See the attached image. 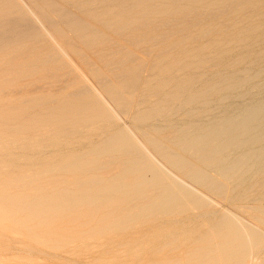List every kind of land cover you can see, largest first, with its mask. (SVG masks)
<instances>
[{
  "label": "rangeland",
  "instance_id": "374dc122",
  "mask_svg": "<svg viewBox=\"0 0 264 264\" xmlns=\"http://www.w3.org/2000/svg\"><path fill=\"white\" fill-rule=\"evenodd\" d=\"M233 2L238 6L235 7ZM198 10L203 11L201 16ZM216 12L218 17H215ZM206 16H210L211 21ZM199 20L201 23H197ZM142 26L145 29H141ZM116 43L123 44L124 48L114 54V63L101 60V53L116 51ZM84 56L105 79L112 82L116 93L120 92L119 96L124 97L123 101L120 98L117 104L99 86L98 79L95 80L88 70L86 72L79 61ZM148 65L151 67L149 71L146 69ZM183 68L187 69L185 75L179 73L184 71ZM64 70L68 72L66 75ZM62 75L65 78H60ZM74 75L78 79L64 89L67 79ZM138 75L142 77L138 78ZM121 76L126 82L120 79ZM123 81L129 86L134 83L138 89L134 92L126 90ZM82 85L91 91L87 99L85 95H76ZM84 98L94 103L83 105L86 102ZM256 100L264 102V0H0V264H264V172H257L259 175L262 173V176L257 175V180L254 178L257 173H251L247 176L249 183L244 180L248 186L245 187L243 181L244 186L240 189L241 181L230 179V182L222 177L219 171L223 165L217 169L205 167L209 176L225 185L226 188H222L226 190L223 192L225 196L222 194L221 198L220 194H211L212 188L208 190L182 176L184 170L155 153L153 145H162L176 154V159H186L199 168L203 163L199 164L189 152L179 147V136L192 138L210 122L220 120L223 112L238 116L250 109ZM80 103L85 106L84 111L79 107ZM168 135L170 137L167 138ZM130 145L144 151L143 155L149 157L146 158L148 162L164 171L163 185L157 183L159 178L152 180L148 168H129L131 157L125 151ZM237 156L233 154L230 161ZM141 176L150 178L152 184L139 185ZM227 181L233 183L229 185ZM165 182L170 183L169 186L174 182L182 185L183 182V187L193 189L191 195H195L192 197L204 196V200L203 196L200 197L203 201L200 199L196 205L202 202L204 204L200 205L206 207L201 209L202 212L191 208L188 211L187 208L183 214L180 210H173L170 217L167 215L169 212L165 215L163 209L154 210L153 205L161 202L158 194L161 195L162 188H166ZM251 183L253 186L257 184L255 188ZM160 185L162 188L157 192ZM152 188H155L154 192ZM234 191L239 194L238 198ZM110 192L111 195H107ZM227 193H230L229 197ZM102 201H107V206ZM151 201L154 202L149 205ZM148 207L150 212L146 211ZM140 209L145 210L143 214L139 213ZM221 217H231L229 222L233 220L238 227L234 223L226 225L227 229L222 225V229L215 227ZM145 218L150 220L146 219L147 222ZM157 220L162 221L158 223ZM208 226L216 229L213 231L214 228ZM230 227L233 232L234 228L237 229L239 234L236 238ZM207 230L213 232L210 238L215 236L217 243L214 239H206L209 236ZM258 230L263 235L259 236ZM253 232L258 235L252 237ZM203 233H207L205 237ZM194 236L200 241L191 243ZM182 241H185V246ZM201 241L203 244L199 243ZM204 242L207 249L202 253L199 251H202ZM244 242H248L245 246L252 245L245 249ZM173 243L178 251L171 252L170 248L175 249ZM229 244L234 248L231 249ZM198 245L202 249H198ZM217 245L224 252L217 249ZM253 245L259 249L257 246L252 248ZM207 246H215V249ZM190 250H193L192 256V253L188 254ZM194 251H198L200 256ZM235 253L237 256L241 254L234 258Z\"/></svg>",
  "mask_w": 264,
  "mask_h": 264
},
{
  "label": "bare ground",
  "instance_id": "6f19581e",
  "mask_svg": "<svg viewBox=\"0 0 264 264\" xmlns=\"http://www.w3.org/2000/svg\"><path fill=\"white\" fill-rule=\"evenodd\" d=\"M232 4H235L234 2L232 3ZM231 5V4H230ZM204 6V5H203ZM224 6H226V5H224ZM223 6V7H224ZM229 6V5H228ZM227 6V7H228ZM232 6V5H231ZM236 6H238V5H236L235 4V7ZM222 8V7H221ZM224 8H226V7H224ZM224 8H222L223 9V11H224ZM230 8V7H229ZM235 9V8H234ZM204 10V9H203ZM207 11H208V9H206ZM227 10V9H226ZM199 11V10H198ZM205 11V10H204ZM211 11V10H210ZM215 11H217V10H215ZM219 11V10H218ZM217 11V12H218ZM222 11V12H223ZM233 11V10H232ZM186 13V11H183V14H185ZM194 12H195V10H194ZM194 12H192V13H194ZM200 12V11H199ZM213 12V11H212ZM216 12V13H217ZM221 12V13H222ZM201 13H203V11L202 12H200V16H201ZM205 13V12H204ZM209 13V12H208ZM207 13V14H208ZM219 13V12H218ZM217 13V16H215V17H218V14ZM220 13V14H221ZM224 13V12H223ZM178 14V13H177ZM190 13H188V17L190 16L189 15ZM209 14H211V13H209ZM176 15V14H175ZM196 16H197V14H195ZM195 15H192L191 17H196ZM199 15L197 16V17H199ZM248 15V14H247ZM178 15H176V17H177ZM203 16V15H202ZM183 17V16H182ZM190 17V18H191ZM204 17V16H203ZM207 17H209V19H210V16H206V18ZM211 17H213V16H211ZM186 17L184 16V19H185ZM201 18V17H200ZM205 18V19H206ZM182 19V18H181ZM187 19V18H186ZM189 19V18H188ZM191 19H193V18H191ZM190 19V20H191ZM198 19V18H197ZM216 19H218V18H216ZM179 18H178V23H179ZM204 20V19H203ZM202 20V21H203ZM213 20V19H212ZM170 21V20H169ZM169 21H167V22H169ZM181 21H183V20H181ZM187 21V20H186ZM210 21H211V19H210ZM214 22H215V20H213ZM165 22V21H164ZM164 22L162 23V26L164 25ZM184 22V21H183ZM182 22V23H183ZM190 22V21H189ZM194 22L196 23V21H195V19H194ZM200 22V20L197 22V23H199ZM205 22V21H204ZM31 23V22H30ZM152 23V22H151ZM155 23H157V22H155ZM170 23V22H169ZM175 23V22H174ZM194 23V24H195ZM201 23V22H200ZM23 24V23H22ZM50 24V23H49ZM147 24V23H146ZM146 24H144L145 26H146ZM154 24V23H153ZM184 24H185V22H184ZM189 24V23H188ZM192 24V23H191ZM103 25V24H102ZM169 25V24H168ZM186 25V24H185ZM184 25V26H185ZM197 25V24H196ZM202 25V24H201ZM7 26V25H6ZM9 26V25H8ZM25 26H26V24H25ZM147 26H148V24H147ZM146 26V27H147ZM150 27H152L151 25H149ZM158 26V25H157ZM157 26H156V29H157ZM161 26V27H162ZM170 26V25H169ZM177 26V25H176ZM191 27H193L192 25H190ZM200 26V25H199ZM20 27V26H19ZM18 27V28H19ZM24 27V26H23ZM143 27V26H142ZM160 26L158 27V28H161ZM179 27H181L180 25H179ZM188 27H189V25H188ZM149 28V27H148ZM186 28H187V26H186ZM194 28V27H193ZM193 28L191 29V30H193ZM139 29V28H138ZM141 29H145L144 27L143 28H141ZM154 29H155V27H154ZM190 29V28H189ZM195 29V28H194ZM29 30V29H28ZM36 30V29H35ZM146 30H147V28H146ZM158 30H160V29H158ZM184 30H186V31H188V29H185L184 28ZM191 30H189L190 32H192ZM95 31V30H94ZM143 31V30H142ZM148 31V30H147ZM149 31H150V29H149ZM152 31H154V30H152L151 29V32ZM219 31V30H218ZM248 31V30H247ZM145 32V31H144ZM189 32V33H190ZM97 33V32H96ZM99 33V32H98ZM187 33V32H186ZM102 34V33H101ZM100 34V35H101ZM192 34H193V32H192ZM207 34V33H206ZM187 35V34H186ZM185 35V36H186ZM191 35V34H190ZM187 37V36H186ZM201 37H199V39H200ZM204 38V37H203ZM202 38V39H203ZM196 39H197V37H196ZM209 39V38H208ZM215 39V38H214ZM214 39H212V40H214ZM238 40V39H237ZM138 41V40H137ZM196 41V40H195ZM202 41V40H201ZM216 41V40H215ZM220 41V40H219ZM262 41V40H261ZM67 42V41H66ZM140 42H141V40H140ZM139 42V43H140ZM158 42H160V41H158ZM199 42V41H198ZM133 43V42H132ZM137 43V42H136ZM135 42H134V44H136ZM155 43V45H157V43H156V41L154 42ZM66 44V47L68 46L67 45V43H65ZM159 44V43H158ZM166 44V43H165ZM115 45V44H114ZM123 45V44H122ZM122 45H119V44H117L116 43V47H117V49H116V51L115 52H112V53H110V52H106V53H99L100 55H99V57H100V59L101 60H105L106 62L107 61H112V63H114V60H112L113 58H115V56H114V54L116 53V54H118L119 53V50H121V49H123L124 47L122 46ZM125 45V44H124ZM129 45V44H128ZM137 45H139V44H137ZM164 45V44H163ZM70 47H71V45H70ZM131 47V46H130ZM173 47V46H172ZM68 48V47H67ZM227 49V48H226ZM243 49V48H242ZM127 50V49H126ZM133 51H134V49H132ZM170 50H171V48H170ZM246 50V49H245ZM139 51V50H138ZM166 51V50H165ZM171 51H173V50H171ZM188 51V50H187ZM186 51V52H187ZM203 51V50H202ZM125 52V51H124ZM145 52H146V50H145ZM149 51H147V53H148ZM166 52H168V51H166ZM170 52V51H169ZM168 52V53H169ZM204 52V51H203ZM122 53V52H121ZM171 53V52H170ZM188 53V52H187ZM222 53V52H221ZM130 54V52L128 53V55ZM159 54V53H158ZM164 54V53H163ZM163 54H162V57H163ZM131 55H132V53H131ZM140 55H142V53L140 54ZM140 55H138V56H140ZM167 55V54H166ZM175 55V54H174ZM146 56V55H145ZM218 56V55H217ZM79 57V56H78ZM98 57V58H99ZM132 57V56H131ZM142 57H143V55H142ZM141 57V58H142ZM159 57H161V56H159ZM61 58V57H60ZM133 58H135V56L133 57ZM139 58V57H138ZM145 58V57H144ZM143 58V59H144ZM157 58V57H156ZM155 58V59H156ZM217 58V57H216ZM261 58V57H260ZM220 59V58H219ZM49 60V59H48ZM116 60V59H115ZM137 60V59H136ZM175 60H176V58H175ZM174 60V61H175ZM205 60H207V59H205ZM210 60V59H209ZM80 62H81V64L84 66V69H86V72H90V74L91 75H93L95 78V80H96V78L98 79L97 81H99V86H101L105 91H106V93H108L109 94V96H111V98H113L114 100H115V102H117V104H118V102H119V100H120V98L122 99V98H124V97H120L119 95H120V92H119V94H117L116 93V90H115V88H114V86L112 85V82H110V81H108L107 79H105L104 77H103V74L102 73H99L98 71H97V69H95L96 67H93L90 63H89V60H87V58L84 56V59H83V57L82 58H80V60H79ZM127 61H129V60H127ZM151 61V60H150ZM168 61V60H167ZM197 61V60H196ZM91 62V61H90ZM117 62V61H116ZM121 62V61H120ZM120 62H118L119 64H121ZM130 62V61H129ZM139 62V61H138ZM149 62V61H148ZM156 62V61H155ZM159 62V61H158ZM161 62V61H160ZM191 62V61H190ZM92 63V62H91ZM117 63V64H118ZM168 63V62H167ZM116 64V65H117ZM122 64H123V60H122ZM136 64V63H135ZM154 64V63H153ZM160 64V63H159ZM166 64V63H165ZM108 65V64H107ZM142 65H145L144 63L142 64ZM151 65V64H150ZM152 66V65H151ZM187 66V65H186ZM188 66H189V64H188ZM63 67V66H62ZM66 67V66H65ZM69 67V66H68ZM110 67V66H109ZM169 67V66H168ZM194 67V66H193ZM193 67H191V68H193ZM199 67V66H198ZM61 68V67H60ZM148 68H151V67H149V65H148V67L146 68V69H148ZM155 68H157V67H155ZM159 68V67H158ZM179 68V67H178ZM190 68V69H191ZM141 69V68H140ZM143 69H145V67H143ZM153 69H154V66H153ZM198 69V68H197ZM71 70V69H70ZM69 70V71H70ZM77 70V69H76ZM88 70V71H87ZM121 70V69H120ZM137 70V69H136ZM183 70H184V68H183ZM188 70H189V68H188ZM73 71V70H72ZM71 71V72H72ZM138 71V70H137ZM143 70H141V72H142ZM148 71H149V69H148ZM172 71V70H171ZM175 71H176V69H175ZM174 71V72H175ZM178 72H179V70H177ZM185 71H187V69H185L184 71H180L179 73H184V75H185ZM191 71H192V69H191ZM196 71V70H195ZM222 71V70H221ZM226 71V70H225ZM233 71V70H232ZM63 72V71H62ZM74 72V71H73ZM101 72V71H100ZM120 72V71H119ZM145 72H146V70H145ZM168 72V71H167ZM177 72V73H178ZM197 72V71H196ZM215 72V71H214ZM234 72V71H233ZM237 72V71H236ZM68 72L66 71V70H64V72H63V74H67ZM177 73H175V74H177ZM213 73V72H212ZM218 73V72H217ZM221 72L219 71V74H220ZM224 73V72H223ZM228 73V72H227ZM138 74H140V73H138ZM151 74V73H150ZM157 74V73H156ZM222 74V73H221ZM220 74V75H221ZM65 75H62L60 78H62L63 76H64V78H65ZM70 75H72V74H70ZM80 75V74H79ZM133 75V74H132ZM136 75V74H135ZM143 75V74H142ZM142 75H138L137 77L139 78V76H141L142 77ZM146 75V74H145ZM153 75V74H152ZM174 75V74H173ZM178 75V74H177ZM199 75V74H198ZM224 75H226L225 73H224ZM156 76V75H155ZM182 76V75H181ZM180 76V77H181ZM207 76H209V75H207ZM218 76V75H217ZM92 77V76H91ZM126 77V76H125ZM140 77V78H141ZM165 77V76H164ZM175 77V76H174ZM176 77H178V78H180L179 76H176ZM205 77H206V75H205ZM221 77V76H220ZM224 77V76H223ZM117 78L119 79V77H118V75H117ZM116 78V79H117ZM152 78V77H151ZM161 78V77H160ZM163 78V77H162ZM161 78V79H162ZM173 78V77H172ZM177 78V79H178ZM183 78V77H182ZM185 78V77H184ZM183 78V79H184ZM204 78V77H203ZM219 78V77H218ZM77 80L78 78H77V76H75L74 75V77L72 76V78L70 77L69 79H67V81H66V83H65V85L63 86L64 87V89H66L65 87H67V85L68 84H71L70 82H72L73 83V81L74 80ZM120 79L122 80H124V77L123 76H121L120 77ZM157 79V78H156ZM177 79H176V82H177ZM206 79V78H205ZM126 80V79H125ZM124 80V81H125ZM131 80V79H130ZM154 80H155V78H154ZM157 80H159V79H157ZM166 80H167V78H166ZM169 81H170V79H168ZM181 80V79H180ZM179 80V81H180ZM200 80V79H199ZM218 80V79H217ZM123 81V82H124ZM153 81V80H152ZM173 81H175L174 79H173ZM201 81V80H200ZM77 82V81H76ZM126 82V81H125ZM123 83L124 84V87H125V89L126 90H128V89H130V90H133V92H134V90L136 91V89H138L135 85H134V83H133V86H129V85H127V83ZM136 82V81H135ZM160 82V81H159ZM159 82H156V83H159ZM168 82V81H167ZM181 82H182V80H181ZM154 83V82H153ZM155 83V84H156ZM216 83V82H215ZM76 84V83H75ZM83 84V83H82ZM147 84V83H146ZM152 84V83H151ZM184 84V83H183ZM252 84H254V83H252ZM78 85V84H77ZM130 85H132V84H130ZM145 85V84H144ZM143 85V83H142V86H144ZM148 85V84H147ZM169 85H171V84H169ZM69 86V85H68ZM71 86V85H70ZM73 86V85H72ZM79 86V85H78ZM88 86V85H87ZM172 86V85H171ZM182 86V85H181ZM185 86H187V85H185ZM209 86V85H208ZM75 87V86H74ZM100 87V88H101ZM184 87V86H183ZM200 87V86H199ZM260 87V86H259ZM101 88V89H102ZM144 88V87H143ZM163 88V87H162ZM171 88V87H170ZM174 88V87H173ZM198 88V87H197ZM63 89V88H62ZM62 89H59V90H62ZM148 89H150V87L148 88ZM156 89H157V87H156ZM181 90H183L182 88H180ZM77 90V89H76ZM130 90L128 91V92H130ZM141 90H143V89H141ZM144 90H145V88H144ZM161 90V89H160ZM167 89H165L164 91H166ZM168 90H170L169 88H168ZM168 90H167V92H168ZM204 90V89H203ZM223 90V89H222ZM139 91H140V88H139ZM146 91V90H145ZM145 91H143V92H145ZM150 91V90H149ZM154 91V90H153ZM152 91V92H153ZM172 91H173V89H172ZM256 91V90H255ZM91 92V91H90ZM89 92V89L87 88V87H85L84 85H82V87H81V89H79V91L77 92V94L76 95H79V97L82 95L83 97H84V95H85V98H86V96L90 93ZM93 92V91H92ZM142 92V93H143ZM159 92V91H158ZM170 92V91H169ZM221 92V91H220ZM220 92H218V93H220ZM248 92V91H247ZM254 92V91H253ZM56 93V92H55ZM59 93V92H58ZM151 93V92H150ZM165 93V92H164ZM194 93V92H193ZM197 93V92H196ZM250 94H252L251 92H249ZM57 94V93H56ZM147 94H149L148 93V91H147ZM156 94V93H155ZM190 94V93H189ZM254 94V93H253ZM73 95V94H72ZM122 95V94H121ZM130 95H132V94H130ZM143 95V94H142ZM152 95V94H151ZM150 95V96H151ZM161 95H163V93L161 94ZM261 95H262V93H261ZM81 96V97H82ZM140 96H141V92H140ZM189 96V95H188ZM215 96V95H214ZM217 96V95H216ZM218 96H219V94H218ZM77 97L78 96H76L75 98L77 99ZM93 97H96V96H93ZM143 97V96H142ZM141 97V98H142ZM159 97V96H158ZM157 97V98H158ZM58 98V97H57ZM85 98H84V101H86L85 100ZM88 98V97H87ZM86 98V99H87ZM147 98H149V96L147 97ZM146 98V99H147ZM151 98V97H150ZM154 98V97H153ZM156 98V97H155ZM160 98V97H159ZM158 98V99H159ZM215 98V97H214ZM214 98H212V99H214ZM218 98V97H217ZM216 98V99H217ZM90 99V98H89ZM96 99V98H95ZM143 99H145V97H143ZM161 99V98H160ZM232 99H234V98H232ZM263 98H261V100H262ZM51 100H53V99H51ZM124 99H122V101H123ZM142 100V99H141ZM166 100V99H165ZM186 100V99H185ZM215 100V99H214ZM71 101V100H70ZM139 100H137V102H138ZM144 101V100H143ZM147 101V100H146ZM157 101V100H156ZM155 101V102H156ZM163 101H164V99H163ZM249 101V100H248ZM255 101V100H254ZM260 101V100H259ZM79 102V101H78ZM89 102V101H88ZM87 101L85 102V103H83V105H86L87 103H88ZM92 102V101H91ZM128 102V101H127ZM126 102V103H127ZM135 102H136V100H135ZM145 102V101H144ZM154 102V103H155ZM160 102V101H159ZM159 102H157V103H159ZM253 102V101H252ZM73 103H74V101H73ZM94 103V102H93ZM93 103H90L89 102V104H93ZM121 103V102H120ZM129 103V102H128ZM248 102H246V104H247ZM46 104H48L47 103V101H46ZM98 104H100V103H98ZM98 104H96L95 103V105H97L98 106ZM136 104V103H135ZM178 104V103H177ZM249 104H251V103H249ZM37 105V104H36ZM80 105V106H79ZM79 105H77V108H78V106L80 107V108H83V111L85 110L84 108H85V106H82V104L80 103ZM101 105V104H100ZM99 105V106H100ZM131 105H133L132 104V102H131ZM175 105V104H174ZM228 105V104H227ZM248 105V104H247ZM39 106V105H38ZM50 106V105H49ZM91 106H94V105H91ZM170 106V105H169ZM173 106V105H172ZM171 106V107H172ZM243 106H245V104L243 105ZM31 107V106H30ZM70 107V106H69ZM152 107V106H151ZM246 107V106H245ZM58 108V107H57ZM74 108V107H73ZM92 108V107H91ZM100 108H102V106L100 107ZM146 108V107H145ZM148 108V107H147ZM75 109V108H74ZM121 109V108H120ZM127 109V108H126ZM152 109H154V107L152 108ZM156 109V108H155ZM210 109V108H209ZM208 109V110H209ZM234 109V108H233ZM241 109V106H240V108H239V110ZM244 110H245V108H243ZM76 110H78V109H76ZM201 110H202V108H201ZM200 110V111H201ZM222 110V109H221ZM236 110V109H235ZM49 111V110H48ZM55 111V110H54ZM223 111V110H222ZM231 111V110H230ZM238 111V110H237ZM58 112V111H57ZM70 112V111H69ZM73 112V111H72ZM72 112H71V114H72ZM227 112V111H226ZM226 112L224 113L223 112V114L221 113V111L219 112V113H221L222 114V118L220 119V120H217V121H213V122H210V124H208L207 126H206V128L203 130V131H200V132H195L191 137L192 138H187L186 139V137H180L179 136V139H181V140H179L178 141V145H179V147L181 148V149H184V150H186L187 152H189L190 154V156H191V158L194 160H196V161H198L199 162V164H200V162H202L203 163V166L201 165V167H195V166H193V165H191V164H189L188 163V161L186 160V159H176V154H174V153H172V152H170V151H167V149H165L164 147H162V145L160 146V145H156V144H153L154 145V150L156 151L155 153H159L162 157H164L165 159H167V160H169V161H171V163L174 165V166H180L184 171V174L182 173V171H181V173H182V176L183 175H185V176H187L186 178L187 179H192L193 181H195L197 184L196 185H198V184H200L201 186H204V187H206L208 190H210L211 188L213 189V190H211L210 192H211V194L213 193V192H215V194L217 193V195L218 194H220L219 196L222 198V194L224 195V193L223 192H225L223 189V187H225V185H223L222 186V183H220L221 181L219 180V181H216V180H214L211 176H209L208 175V173H207V171H206V169H205V167H209V168H212V169H217L220 165H223V166H221L223 169H221L219 172L222 174V177L225 179L226 178V180L228 179V181H230V179H231V181H233V180H235L236 182H237V180H238V182L239 181H241V183L239 182V184H241L240 185V189H241V187L242 186H244V184L242 185V183H243V181L246 179V182H248L249 183V180L247 181V176H249L251 173H257V172H264V171H262V169L264 170V102H260V103H258L257 102V100H256V102L254 103L253 102V104H252V107H250V109H248V110H245L244 112L242 111V113L240 114V115H238V116H233V114H229V115H227L228 114V112H227V114H226ZM66 113H68V112H66ZM74 113V112H73ZM76 113H77V111H76ZM82 113V112H81ZM144 113V112H143ZM147 113V112H146ZM183 113H185V112H183ZM203 113V112H202ZM230 113V112H229ZM78 114V113H77ZM94 114V113H93ZM168 114V113H167ZM73 115V114H72ZM76 115V114H75ZM156 116V115H155ZM160 116V115H159ZM182 116V115H181ZM206 117V116H205ZM207 118V117H206ZM182 119V118H181ZM195 121V120H194ZM196 121H197V119H196ZM199 121V120H198ZM197 121V122H198ZM201 121H202V119H201ZM206 121V120H205ZM208 121V120H207ZM189 122V121H188ZM187 122V123H188ZM190 123H191V121H190ZM107 124V123H106ZM189 124V123H188ZM198 124H201V123H198ZM98 125V124H97ZM117 125V124H116ZM22 126V125H21ZM88 126V125H87ZM99 126V125H98ZM101 126V125H100ZM16 127V126H15ZM115 127V126H114ZM137 127V126H136ZM160 127V126H159ZM19 128H21V127H19ZM23 128V127H22ZM70 128H71V126H70ZM93 128V127H92ZM91 128V129H92ZM95 128V127H94ZM178 128V127H177ZM10 129V128H9ZM72 129V128H71ZM86 129V128H85ZM84 128H83V130H85ZM90 129V128H89ZM111 129V128H110ZM176 129V128H175ZM11 130V129H10ZM13 130V129H12ZM11 130V131H12ZM16 130V129H15ZM44 130V129H43ZM64 130V129H63ZM17 131V130H16ZM18 131H19V129H18ZM70 131V130H69ZM76 131H77V129H76ZM80 131V130H79ZM175 131V130H174ZM173 131V132H174ZM74 132V131H73ZM104 133V132H103ZM106 133V132H105ZM150 133V132H149ZM174 133H176V132H174ZM173 133V134H174ZM72 136V135H71ZM70 136V137H71ZM147 136V135H146ZM171 136H173V135H171ZM26 137V136H25ZM102 137V136H101ZM108 137V136H107ZM106 137V138H107ZM145 137V136H144ZM168 137H170L169 135L167 136V138ZM174 137V136H173ZM178 137V136H177ZM68 138V137H67ZM97 138V137H96ZM158 138V137H157ZM188 139H190V143L188 142ZM96 140V139H95ZM104 140V139H103ZM159 140V139H158ZM163 141V140H162ZM166 141L167 140H164V142L166 143ZM154 142V141H153ZM28 143V142H27ZM79 143V142H78ZM87 143V142H86ZM169 143V142H168ZM167 144V143H166ZM135 145V144H134ZM134 145H130L129 146V148L125 151V153H127V155L129 154L130 155V157H131V159H130V161L128 162V164L130 165V169L131 168H137V167H145V168H148V170L150 171V173L152 174V180H156L157 178H159V179H157L156 181H157V183H159L160 184V182L162 181V178L164 177V175H163V172H161L159 169H157L156 167H154L153 166V164H150L148 161H149V159L147 160L146 158H149V157H147V155H146V157L143 155V152H141V150H139L137 147H135ZM96 146H97V144H96ZM170 146V145H169ZM2 147V146H1ZM168 147V146H167ZM21 148V147H20ZM140 148V147H139ZM152 148V147H151ZM174 148V147H173ZM179 148V149H180ZM142 149V148H141ZM153 149V148H152ZM175 149V148H174ZM123 150V149H122ZM143 150V149H142ZM177 151H179L178 150V148L176 149ZM180 152V151H179ZM178 152V153H179ZM124 153V152H123ZM238 154V156L237 157H235L234 158V160L231 162L230 161V159L232 158V155L233 154ZM58 154V153H57ZM179 154H181V152L179 153ZM60 155V154H59ZM182 155H184V154H182ZM58 156V155H57ZM59 157V156H58ZM63 158V157H62ZM75 159V158H74ZM151 160V159H150ZM127 161H128V159H127ZM191 162H192V160H190ZM124 163H126V162H124ZM196 162H194V164H195ZM121 164V163H120ZM155 164V163H154ZM197 164V163H196ZM122 165V164H121ZM156 165V164H155ZM117 166V165H116ZM123 167H124V165H122ZM126 167H127V165H125ZM102 167H103V165H102ZM44 168V167H43ZM83 168V167H82ZM85 168V167H84ZM91 169V168H90ZM123 170V169H122ZM146 170V169H145ZM92 171V170H91ZM97 171V170H96ZM178 171V170H177ZM123 172H125V171H123ZM127 172V171H126ZM143 172V171H142ZM148 172V171H147ZM210 172V171H209ZM180 173V174H181ZM210 174H211V172H210ZM260 173H257L255 176L256 177H254V175L252 176V177H254L255 179L257 178V177H259V176H262V173H261V175H259ZM131 175V174H130ZM257 175H259V176H257ZM264 175V174H263ZM131 176H133V175H131ZM167 176V175H166ZM166 176H165V178H166ZM11 177V176H10ZM170 177H171V175H170ZM216 177V176H215ZM117 178V177H116ZM122 178V177H121ZM126 178V177H125ZM125 178H124V180H125ZM130 178V177H129ZM132 178V177H131ZM156 178V179H155ZM172 178V177H171ZM174 178V177H173ZM251 177H249V179H250ZM262 178V177H261ZM134 179V178H133ZM150 179V178H149ZM147 177H145V176H141L140 178H139V181H140V183H139V185H142V183H151L150 182V180H149ZM259 179V178H258ZM263 179V178H262ZM262 179H259L260 181L262 180ZM114 180V179H113ZM116 180H119V179H116ZM115 180V181H116ZM178 180V179H177ZM176 180V181H177ZM223 180V179H222ZM253 180V182H254V179H252ZM257 180V179H256ZM30 181V180H29ZM66 181H67V179H66ZM88 181V180H87ZM165 181H167V180H165ZM173 181H175V179L173 180ZM227 181V182H228ZM230 181V182H231ZM260 181H259V183H260ZM25 182V181H24ZM119 182V181H118ZM130 181H128V183H129ZM177 182H179V180L177 181ZM245 182V181H244ZM245 182V187H246V185H247V183ZM262 182H264V180H262ZM4 183V182H3ZM79 183H80V181H79ZM84 183V182H83ZM113 183V182H112ZM121 183V182H120ZM123 183H125V182H123ZM162 183V182H161ZM167 182H165V184H166ZM181 183V182H180ZM229 183V182H228ZM233 183V182H232ZM232 183H229V185L230 184H232ZM258 182H257V184H259ZM5 184V183H4ZM94 184V183H93ZM108 184V183H107ZM122 184V183H121ZM152 184V183H151ZM170 184V183H169ZM169 184L167 183V185H165L166 186V188H162V185H163V183H162V185H160L161 187L160 188H156V191H157V189L159 190H161V188H162V191H161V195H159L158 194V196L159 197H161V202L159 201V204L158 205H156V203L153 205L154 207H153V209L154 210H158V209H163V210H165L166 211V213H165V215L167 214V212H169L167 215L170 217L171 215V211H173V210H175L176 212L178 211L179 212V210H180V213H185V209H187L188 208V211H189V208H191L192 210H201L202 208H204V207H206V206H204V205H196V203L198 202H200L199 200L201 199L200 197H202L203 195H199L198 197L197 196H195V197H192V196H194V195H191L194 191H192L193 189H188V188H185V187H183L182 185H183V182L181 183L182 185H180V184H176V182H174V184H172L171 183V185L169 186ZM195 184V183H194ZM239 184L237 185V187H239ZM255 185H257L256 183H254ZM95 185H96V182H95ZM126 185V184H125ZM138 185V186H139ZM236 185H234V187L236 188ZM250 185V184H249ZM251 185H252V183H251ZM250 185V186H251ZM254 185V186H255ZM91 186V185H90ZM98 186V185H97ZM184 186H187V185H185L184 184ZM199 186V185H198ZM233 186V185H232ZM248 186V185H247ZM253 186V185H252ZM253 186V187H254ZM260 186V185H259ZM261 186H262V183H261ZM115 187V186H114ZM118 187V186H117ZM153 187V186H152ZM228 187H230V186H228ZM233 187V189L235 190V188ZM223 188V189H222ZM226 188V187H225ZM231 188V187H230ZM250 188V187H249ZM252 188V187H251ZM250 188V189H251ZM255 188V187H254ZM253 188V189H254ZM257 188H258V186H257ZM115 189V188H114ZM154 189L155 188H152V190H153V192H154ZM232 189V188H231ZM237 189V188H236ZM250 189H247L246 188V190L248 191H250ZM259 189H260V187H259ZM263 189V188H262ZM148 190V189H147ZM206 190V189H205ZM229 190V189H228ZM264 190V189H263ZM115 191H116V189H115ZM114 191V192H115ZM128 191V190H127ZM131 191H132V189H131ZM134 191V190H133ZM143 191H145L144 189H143ZM230 191V190H229ZM233 190H231V192H232ZM237 191H239L238 193L240 194V190L238 189ZM248 191V192H249ZM252 191V190H251ZM255 191V190H254ZM260 191H262V190H260ZM158 192V191H157ZM197 192V191H196ZM230 192V193H231ZM242 192V191H241ZM264 192V191H263ZM91 193V192H90ZM116 193V192H115ZM139 193V192H138ZM141 193H143V192H141ZM229 193V194H230ZM234 193V195H235V197L236 198H238L237 197V195H239V194H237V193H235V191L233 192ZM232 193V194H233ZM243 193V192H242ZM242 193H241V196H243L242 195ZM244 193H245V191H244ZM243 193V194H244ZM255 193L257 194V192L255 191ZM254 193V194H255ZM106 194V193H105ZM214 194V195H215ZM229 194L227 193V196L229 197ZM231 194V195H232ZM254 194H253V196H254ZM258 194H259V192H258ZM107 195H111V192H110V194L108 193ZM135 195H137V194H135ZM196 195H197V193H196ZM233 195V196H234ZM248 194H246V196H247ZM261 196H262V193L260 194ZM133 196V195H132ZM137 196H139V194L137 195ZM154 196V195H153ZM158 196H156V197H158ZM218 196V197H219ZM225 196V195H224ZM240 196V197H241ZM239 197V198H240ZM140 198V197H139ZM226 198V197H225ZM241 198H243V197H241ZM261 197H259V199H260ZM263 199H264V196L262 197ZM134 199H136V198H134ZM155 199V198H154ZM206 199V198H205ZM232 199V198H231ZM256 199V198H255ZM137 200V199H136ZM136 200H133V201H136ZM152 200V199H151ZM202 200V199H201ZM203 200H204V196H203ZM202 200V201H203ZM258 200V199H257ZM105 201V200H104ZM104 201H102V202H104ZM132 201V202H133ZM157 201V200H156ZM127 202H129V201H127ZM152 202V201H151ZM151 202H147L149 205L150 204H153V202L151 203ZM205 202V201H204ZM211 202V201H210ZM235 202V201H234ZM244 202H245V200H244ZM105 204L104 205H106L107 206V201L106 202H104ZM118 203V202H117ZM116 203V204H117ZM125 203V202H124ZM197 203V204H198ZM128 204V203H127ZM127 204L125 205V207L127 206ZM131 203H129V205H130ZM202 204H204V203H202ZM122 205V204H121ZM209 205V204H208ZM207 205V206H208ZM122 206H124V205H122ZM109 207V206H108ZM117 207V206H116ZM115 207V208H116ZM120 207V206H119ZM119 207H117V208H119ZM145 207V206H144ZM147 207V206H146ZM185 207V208H184ZM107 208V207H106ZM208 208V207H207ZM207 208H206V210H207ZM112 209H114V208H112ZM209 209V208H208ZM255 209V208H254ZM144 210V209H143ZM143 210H138V211H141V212H139V213H142V211ZM149 211L150 212V208L148 207V208H146V211ZM152 210V209H151ZM153 210V211H154ZM257 210V209H256ZM115 211V210H114ZM119 211V210H118ZM145 211V210H144ZM144 211H143V213H144ZM147 211V212H148ZM159 211V210H158ZM175 211H174V214H175ZM187 211V210H186ZM187 211V212H188ZM217 211V210H216ZM260 211H261V208H260ZM262 211H263V209H262ZM92 212H94V211H92ZM111 212H113V210H111ZM134 212H135V210H134ZM146 212V214H148ZM171 212V213H170ZM201 212H202V210H201ZM205 212V211H204ZM258 213H260L259 212V210L257 211ZM142 213V214H143ZM155 213V212H154ZM161 213H163V212H161ZM214 213V212H213ZM91 214H93V213H91ZM108 214V213H107ZM131 214V213H130ZM164 214V213H163ZM181 214V215H182ZM136 215V214H135ZM145 215V214H144ZM158 215H160V214H158ZM162 215V214H161ZM160 215V216H161ZM164 215V216H165ZM179 216H180V214H178ZM177 215V216H178ZM213 215V214H212ZM221 215H226V214H221ZM94 216V215H93ZM92 216V217H93ZM107 216V215H106ZM138 216H140L139 214H138ZM152 216V215H151ZM154 216V215H153ZM157 216V215H156ZM163 216V217H164ZM167 216V217H168ZM173 216V215H172ZM177 216H175L176 218H177ZM199 216H201V215H199ZM87 217H88V215H87ZM91 217V218H92ZM137 217V216H136ZM135 217V218H136ZM167 217H165V218H167ZM175 217H173L174 219H176ZM259 217V216H258ZM134 218V219H135ZM139 218V217H138ZM140 218H141V216H140ZM156 218H158V216L156 217ZM155 218V219H156ZM160 218V217H159ZM215 218V217H214ZM230 218L231 217H229V219L226 217V218H222L221 217V219L218 221V219H217V221L218 222H216L215 223V227H219V228H221L222 229V227L224 226V228H226L227 229V227H225L226 225H231L232 223H234L233 222V220H232V222H229V220H230ZM147 218H145V220H146ZM154 219V220H155ZM173 219V220H174ZM198 219V218H197ZM147 220H150V219H147ZM146 220V221H147ZM216 220V219H215ZM214 219H213V221H215ZM133 221V220H132ZM162 221V220H161ZM161 221H158L157 220V222L159 223V222H161ZM209 221V220H208ZM207 221V222H208ZM231 221V220H230ZM148 222V221H147ZM155 222H156V220H155ZM194 222V221H193ZM212 222V221H211ZM129 223V222H128ZM151 223V222H150ZM153 223V222H152ZM157 223V224H158ZM238 223V222H237ZM123 224V223H122ZM122 224H120V225H122ZM210 224V223H209ZM208 224V225H209ZM217 224V225H216ZM235 224V223H234ZM244 224V223H243ZM219 225V226H218ZM222 225V227H220ZM236 225V224H235ZM145 226H147V223L145 224ZM152 226H155V224L153 223V225ZM232 226H234V225H232ZM237 226V225H236ZM113 227H115V226H113ZM144 227V226H143ZM142 227V228H143ZM238 227V226H237ZM236 227V228H237ZM119 228V227H118ZM162 228V227H161ZM208 228H214V226L213 227H209L208 226ZM219 228H218V230L217 231H219ZM223 228V229H224ZM247 228V227H246ZM139 229V228H138ZM216 228H214L213 229V231L215 230ZM220 229V230H221ZM225 229V230H226ZM230 229H231V231H232V227H230ZM122 230V229H121ZM159 230H160V228H159ZM209 230V229H208ZM207 230V232H209ZM211 230V229H210ZM237 230V229H236ZM235 230V228H234V232L233 233H236V235L234 236V235H232V236H234L235 238H236V236H237V233H238V231H236ZM239 230V229H238ZM140 231V230H139ZM205 231H206V229H205ZM212 231V230H211ZM228 231V230H227ZM236 231V232H235ZM252 231H255L256 232V230H254V229H252ZM259 231V230H258ZM222 232V231H221ZM230 231H228V233H229ZM248 232H250V230L248 231ZM255 232H253V233H255ZM200 233V232H199ZM202 233V232H201ZM210 233H212V235H213V232H209V236L207 235V237L208 238H206V239H209L210 238ZM218 233V232H217ZM217 233H215V234H217ZM220 233V232H219ZM223 233V232H222ZM251 233L252 232H250V235H251ZM259 236L260 235H263V233L262 232H260L259 231ZM157 234V233H156ZM176 234H177V232H176ZM203 234H205L204 235V237L206 236V234L207 233H203ZM224 234V233H223ZM239 234V233H238ZM258 235V233H255L254 235H252V237H256L255 235ZM222 235V234H221ZM249 235V234H248ZM151 236V235H150ZM199 236V235H198ZM198 236H196V237H198ZM223 236V235H222ZM221 236V237H222ZM229 236V235H228ZM241 236V235H240ZM259 236H257L258 238H257V240H260L259 239ZM170 237V236H169ZM182 237V236H181ZM187 237V236H186ZM188 237H190L189 235H188ZM187 237V238H188ZM200 237V236H199ZM215 237V236H214ZM214 237L212 238V239H214ZM217 237V236H216ZM220 237V236H219ZM242 238L244 237V236H241ZM194 238H195V236H194ZM194 238H192V241H190L191 239H187V241H190L191 243H193V242H195L196 240L198 241H200V239H196L195 238V240L193 241V239ZM201 238V237H200ZM223 238V237H222ZM222 238H220V239H222ZM230 238H231V236H230ZM229 238V239H230ZM240 238V237H239ZM250 238H251V236H250ZM183 239V238H182ZM205 238L203 239V240H205V242H208V245H210L209 244V240H212L211 238L209 239V240H206ZM216 239V238H215ZM215 239H214V241H215ZM244 239V238H243ZM248 239V238H247ZM171 240H174V239H171ZM170 240V241H171ZM217 240V239H216ZM224 240V239H223ZM222 240V241H223ZM168 242H169V240H167ZM220 242H221V240H219ZM218 241V242H219ZM235 241V240H234ZM234 241H232V242H234ZM242 241V240H241ZM254 241H256V238H254ZM172 242V241H171ZM174 242V241H173ZM185 243V241H182V245L183 246H185L184 245V243ZM205 242H204V247H203V249H202V246L200 247L199 245V247H198V249L199 248H201L202 249V251H199V252H204L203 250H205V249H207V248H205ZM212 242V241H211ZM216 242V241H215ZM215 242H213V243H215ZM219 242V243H220ZM224 242H225V240H224ZM222 243L223 245L225 244V243ZM232 242H230V243H232ZM248 242H249V239H248ZM248 242H244L243 243V245L245 246V243H248ZM199 243H202L203 244V241H201V242H199ZM217 243V242H216ZM165 244V243H164ZM174 244L175 243H173V247H174ZM189 244V243H188ZM201 244V245H202ZM207 244V243H206ZM236 244H238V242H236ZM181 246V244H179L178 243V246ZM212 245V244H211ZM219 245H221V244H219ZM230 245V247H231V244H229ZM250 245H252V243H250L249 244V246ZM176 246V245H175ZM182 246V247H183ZM193 246H196V244H194ZM216 246V245H215ZM215 246L212 248V246H210L212 249H215ZM218 246V245H217ZM248 245H246L245 246V249H247V247H249ZM255 246H257V245H253V246H251L252 248L253 247H255ZM260 246H262V244H260ZM169 247V246H168ZM177 247V246H176ZM176 247H174L175 249H173V248H170L171 249V252L172 251H178V247H177V249H176ZM197 247V246H196ZM208 248H210L209 246H207ZM225 247V246H224ZM227 247V246H226ZM225 247V248H226ZM239 247V246H238ZM161 248H164L163 246H161ZM217 249H219V246L218 247H216ZM220 248H221V246H220ZM232 248H234V247H231V249ZM237 248V246L235 247V249ZM240 248V247H239ZM167 249V248H166ZM169 249V248H168ZM179 249H180V247H179ZM228 249V248H227ZM238 249V248H237ZM236 249V250H237ZM243 249V248H242ZM249 249V248H248ZM257 249H259L258 248V246H257ZM161 250V249H160ZM220 251H223L222 250V248L221 249H219ZM218 250V251H219ZM226 250V249H225ZM244 250V249H243ZM167 251H170V250H167ZM193 252V250H190V252H188V251H186V252H188V254L190 253H192ZM196 251V250H195ZM194 251V252H195ZM198 251L197 252H195V253H197L198 254ZM211 251V250H210ZM216 251V250H215ZM227 252L229 251V250H226ZM225 251V252H226ZM245 251V250H244ZM224 252V251H223ZM246 252H247V250H246ZM168 253H170V252H168ZM209 253V252H208ZM232 253V252H231ZM242 253V252H241ZM241 253H239V254H241ZM172 254V253H171ZM194 253H192L191 254V256L193 255ZM220 254V252H218V255ZM224 254V253H223ZM222 254V255H223ZM239 254H238V256H239ZM242 254H244V253H242ZM157 255H158V253H157ZM199 255V254H198ZM198 255H196L197 257H198ZM208 255V254H207ZM210 255V254H209ZM226 255V254H225ZM165 256V255H164ZM168 256H170V255H168ZM200 256V255H199ZM205 256V255H204ZM228 256V255H227ZM237 255H236V253H235V256H233L234 258L236 257ZM237 256V257H238ZM166 257H167V255H166ZM214 257H216V256H214ZM224 257V256H223ZM223 257H221V258H223ZM155 258V257H154ZM168 258V257H167ZM166 258V259H167ZM190 258V257H189ZM194 258V257H193ZM213 257H212V255L210 256V259H212ZM218 258V257H217ZM229 258H231V257H229ZM155 259H157V258H155ZM154 259V260H155ZM191 259H192V257H191ZM161 260V259H160ZM163 260V259H162ZM165 260V259H164ZM206 260V259H205ZM225 260H226V258H225ZM156 261H158V260H156ZM226 261H228V259L226 260ZM153 263V262H152ZM153 264H155V263H153Z\"/></svg>",
  "mask_w": 264,
  "mask_h": 264
}]
</instances>
